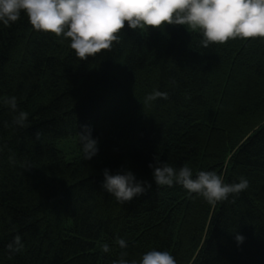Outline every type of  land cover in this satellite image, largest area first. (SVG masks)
<instances>
[{
	"label": "trees",
	"instance_id": "trees-1",
	"mask_svg": "<svg viewBox=\"0 0 264 264\" xmlns=\"http://www.w3.org/2000/svg\"><path fill=\"white\" fill-rule=\"evenodd\" d=\"M119 35L80 60L68 38L33 30L23 13L0 25V97L29 114L16 128L0 106V264H111L117 237L130 259L156 249L177 264H264V40L203 48L183 26L126 23ZM154 89L168 99L146 105ZM84 125L98 140L91 160L76 136ZM154 157L249 187L211 206L180 185L156 186ZM106 168L151 188L121 204L101 187ZM17 234L24 248L10 255Z\"/></svg>",
	"mask_w": 264,
	"mask_h": 264
},
{
	"label": "clouds",
	"instance_id": "clouds-1",
	"mask_svg": "<svg viewBox=\"0 0 264 264\" xmlns=\"http://www.w3.org/2000/svg\"><path fill=\"white\" fill-rule=\"evenodd\" d=\"M21 13L33 30L68 38L69 47L80 60L110 50L114 42H119L125 23L128 29L140 32L162 25L183 26L199 34L203 48L236 38L264 40V0H0V25L11 26ZM158 98L167 100L168 93L154 89L145 96L144 103L150 106ZM0 106L12 113L10 126L28 127L29 114L19 109L16 96L0 97ZM76 136L83 158L95 157L98 140L93 138L91 127L82 126ZM147 166L156 186L180 185L188 194L203 198L211 206L249 187L248 179L243 176L238 182L226 183L215 171L199 170L194 174L187 164L176 168L156 157ZM102 175L101 187L121 204L151 188V184L138 180L127 169L112 173L106 168ZM244 239L243 235L234 234L237 246ZM113 243L122 251L111 264H177L167 250L152 249L130 259L124 251L128 247L125 238L117 237ZM23 248L20 234L6 245L10 255ZM101 251L110 254L112 247L103 242Z\"/></svg>",
	"mask_w": 264,
	"mask_h": 264
}]
</instances>
